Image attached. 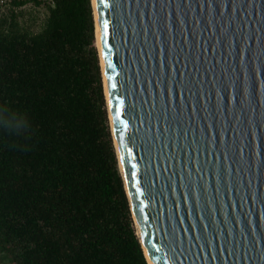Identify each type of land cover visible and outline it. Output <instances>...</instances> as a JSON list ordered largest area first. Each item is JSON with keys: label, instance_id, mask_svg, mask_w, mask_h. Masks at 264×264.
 I'll use <instances>...</instances> for the list:
<instances>
[{"label": "water", "instance_id": "95a60500", "mask_svg": "<svg viewBox=\"0 0 264 264\" xmlns=\"http://www.w3.org/2000/svg\"><path fill=\"white\" fill-rule=\"evenodd\" d=\"M93 1L148 264H264V0Z\"/></svg>", "mask_w": 264, "mask_h": 264}, {"label": "trees", "instance_id": "16d2710c", "mask_svg": "<svg viewBox=\"0 0 264 264\" xmlns=\"http://www.w3.org/2000/svg\"><path fill=\"white\" fill-rule=\"evenodd\" d=\"M43 5L39 30L23 20ZM0 0V264H148L110 131L91 0ZM26 121L19 131L5 122Z\"/></svg>", "mask_w": 264, "mask_h": 264}, {"label": "rangeland", "instance_id": "374dc122", "mask_svg": "<svg viewBox=\"0 0 264 264\" xmlns=\"http://www.w3.org/2000/svg\"><path fill=\"white\" fill-rule=\"evenodd\" d=\"M10 0H2L4 3L3 9L6 12L8 9V2ZM24 17L23 20L28 24L33 30H39L46 15H47V10L43 5L36 6L33 3H28L22 8Z\"/></svg>", "mask_w": 264, "mask_h": 264}, {"label": "bare ground", "instance_id": "6f19581e", "mask_svg": "<svg viewBox=\"0 0 264 264\" xmlns=\"http://www.w3.org/2000/svg\"><path fill=\"white\" fill-rule=\"evenodd\" d=\"M93 1V0H92ZM93 8H94V14H95V39H96V46L98 47V49L100 50V46H99V40H98V25H97V16H96V10H95V5H94V1H93ZM100 52V51H99ZM100 64H101V68L103 70V66H102V58L100 57ZM103 73V72H102ZM103 82H104V93L105 96H107V89H106V85H105V81L103 78ZM137 235L140 237V233L139 231L136 229ZM150 264V263H149Z\"/></svg>", "mask_w": 264, "mask_h": 264}, {"label": "clouds", "instance_id": "9594fccd", "mask_svg": "<svg viewBox=\"0 0 264 264\" xmlns=\"http://www.w3.org/2000/svg\"><path fill=\"white\" fill-rule=\"evenodd\" d=\"M4 126L7 127L9 130L19 131L21 128L26 127V121L19 120L15 124L10 122H5Z\"/></svg>", "mask_w": 264, "mask_h": 264}, {"label": "snow or ice", "instance_id": "6c2138e0", "mask_svg": "<svg viewBox=\"0 0 264 264\" xmlns=\"http://www.w3.org/2000/svg\"><path fill=\"white\" fill-rule=\"evenodd\" d=\"M104 28H105V30L107 29V23L105 22V24H104Z\"/></svg>", "mask_w": 264, "mask_h": 264}]
</instances>
